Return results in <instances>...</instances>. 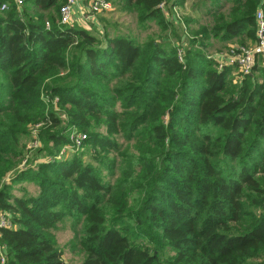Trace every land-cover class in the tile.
I'll list each match as a JSON object with an SVG mask.
<instances>
[{
	"label": "trees",
	"instance_id": "trees-1",
	"mask_svg": "<svg viewBox=\"0 0 264 264\" xmlns=\"http://www.w3.org/2000/svg\"><path fill=\"white\" fill-rule=\"evenodd\" d=\"M66 1L0 9L6 264H68L54 234L65 220L79 264H264V64L237 80L207 51L255 42L264 0H201L198 28L174 11L186 0H169L172 20L164 0H115L160 27L143 40L62 23ZM74 130L83 147L57 158ZM24 181L38 193H13Z\"/></svg>",
	"mask_w": 264,
	"mask_h": 264
},
{
	"label": "built area",
	"instance_id": "built-area-1",
	"mask_svg": "<svg viewBox=\"0 0 264 264\" xmlns=\"http://www.w3.org/2000/svg\"><path fill=\"white\" fill-rule=\"evenodd\" d=\"M79 0H67L60 9L61 22L66 24H74L73 20V8ZM11 3L16 4L19 8L24 4V0H4L1 4L0 9H9ZM160 6L164 9L166 6V0H164ZM113 7L112 0H91L87 6L85 12L89 13L87 19H93L97 14L110 10ZM176 12V11H175ZM179 17V14L176 12ZM256 41L249 45H230L229 50V61L226 64L234 65L237 67L235 75L236 79H241L246 75H250L253 72L254 66L260 58L264 64V9L259 8L256 13ZM49 25V23H47ZM184 51L179 49V57L183 60ZM220 63V68L224 65ZM42 123H38L31 128V140L29 142V147L31 149H37L41 147L42 143L39 139V133ZM88 135L85 132H80L74 130L70 135L71 142L65 145L61 153L57 158H61L68 151L76 152L83 147L84 141L87 139ZM47 161H51V157H46ZM26 161L21 165V170L26 168ZM36 164V163H35ZM34 164V165H35ZM14 226L10 215L6 211L0 210V228H12ZM0 262L1 264H6L7 255L4 246L0 243Z\"/></svg>",
	"mask_w": 264,
	"mask_h": 264
},
{
	"label": "rangeland",
	"instance_id": "rangeland-1",
	"mask_svg": "<svg viewBox=\"0 0 264 264\" xmlns=\"http://www.w3.org/2000/svg\"><path fill=\"white\" fill-rule=\"evenodd\" d=\"M112 2H113V7L110 10L103 11L97 14L93 19H87V15L89 13L88 12L84 13V19H85L84 22L86 26H89L88 29L95 30L98 32H104L105 30L106 31L108 30L111 34H115V33L133 34V35H137L142 40L148 37H151V36H158L160 33L162 34L160 27L155 22L151 23L148 29H142L138 23L137 17L134 14L119 10L115 0H112ZM177 13L179 14V17L181 18L182 22L184 20V16L185 17L191 16L190 14H187V13L185 14L184 11L179 10V9L177 10ZM199 16H200V21L192 22L191 24L192 27L198 28V25L200 23H203L206 21V18H204L200 12L199 13L197 12V14H195V16L193 17L198 18ZM176 28L178 29L180 33L182 32L183 34L184 29L182 27V24L180 23L177 24ZM170 33L171 31L169 32V34ZM183 40L187 41V38L183 37ZM181 41L182 40H180V42ZM232 44H235V43H229L228 46H226L225 44L219 43L214 40L213 45L209 47L207 51L210 55L214 53H219V52H227L230 50L229 45H232ZM236 44L241 45L240 43H236ZM249 44H251V41L250 43H246L244 45H249ZM36 150L38 149H35V151ZM73 153H74L73 151H68L62 157L67 158L71 156ZM32 155L33 154H30V158H32ZM89 157L90 155L86 153V155L84 156V160L88 161ZM46 159H47L46 157L39 156V157H36L32 163L35 164L37 162L47 161ZM32 163L28 161V163H26V168L28 165ZM13 175L14 174H10L9 176H7L6 182L10 183ZM38 190L39 189L36 184L32 182L24 181V182L14 184L13 193L19 196L23 195L25 192H28L30 194H37ZM54 234L56 236L57 246L63 250V253H64L63 257L68 262V264H79L83 259V253L80 251L78 247L72 246L71 241L74 237V230H73L72 222L70 220H65V221L60 222L58 224V228L54 230Z\"/></svg>",
	"mask_w": 264,
	"mask_h": 264
},
{
	"label": "crops",
	"instance_id": "crops-1",
	"mask_svg": "<svg viewBox=\"0 0 264 264\" xmlns=\"http://www.w3.org/2000/svg\"><path fill=\"white\" fill-rule=\"evenodd\" d=\"M90 1L91 0H79L73 8L74 24L85 27L87 29L89 28V26L85 25L84 13H85V10H86L88 4L90 3ZM200 1L201 0H186L183 7H178V8L175 7L174 11L177 12V10L179 9V10L184 11L185 14L186 13L190 14L192 17L195 16V14H197L198 11L201 13V15H203V13H204L203 7L200 8L199 10H196V8H197L196 3L200 2ZM164 10H165L166 16L169 17L170 20L175 19L176 16L171 15V10L169 7V0H166V6H165ZM212 55L219 63L226 64L229 61V51L214 53Z\"/></svg>",
	"mask_w": 264,
	"mask_h": 264
}]
</instances>
